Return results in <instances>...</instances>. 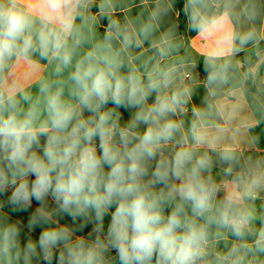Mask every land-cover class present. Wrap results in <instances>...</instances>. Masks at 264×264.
<instances>
[{
  "label": "clouds",
  "instance_id": "obj_1",
  "mask_svg": "<svg viewBox=\"0 0 264 264\" xmlns=\"http://www.w3.org/2000/svg\"><path fill=\"white\" fill-rule=\"evenodd\" d=\"M85 3L40 0L43 20L37 29L17 0L0 2V196L14 211H27L35 201L28 228L42 226L37 237L22 241L20 222L8 221L0 201V264H108L113 250L119 264H197L205 254L209 223L238 238L252 233V214L232 210V198L229 210L206 217L215 189L204 175L207 154L197 150L208 133L193 125L189 145L182 123L171 118L186 103V92L169 94L167 73H150L147 83L135 73L120 74L110 34L109 42L76 62L66 82L41 79L35 100L5 84L3 71L13 58L38 53L57 62L58 75L71 65L68 37L75 30L65 9ZM225 38H238L242 46L252 34ZM226 67L213 64L209 71L206 66L209 82L225 81ZM152 92L157 95L149 105ZM122 107L136 109L131 119L121 120ZM169 143L179 146L165 155ZM231 151L225 149L224 159ZM65 216L72 225L61 223ZM202 217L206 223H197ZM89 224L87 237L77 234ZM256 235L244 253H229L232 264H242L249 251L264 252V227Z\"/></svg>",
  "mask_w": 264,
  "mask_h": 264
},
{
  "label": "crops",
  "instance_id": "obj_2",
  "mask_svg": "<svg viewBox=\"0 0 264 264\" xmlns=\"http://www.w3.org/2000/svg\"><path fill=\"white\" fill-rule=\"evenodd\" d=\"M17 4L33 17L34 26L39 29L43 20L40 0H17ZM183 10L187 22L185 37L179 31L177 0H86L85 4L69 5L65 13L72 17L75 30L68 37L73 52L71 65L58 75L57 62L49 63L36 53L31 59L13 58L3 71V79L6 85H16L35 100L41 79L66 82L86 52L107 42L104 34H110L120 44L131 70L138 76L148 79L150 73L161 71L164 66L161 72L171 80L166 91L186 92V103L171 118L182 123L187 143H193L189 132L193 125L208 133L204 145L197 150L198 154H207L209 166L204 175L215 189L212 212L206 217L229 210L230 198L232 210L244 209L252 214L253 231L243 238L215 222L207 226L205 254L197 264H203L209 256L232 264L234 256L229 253L234 249L244 253V246L251 245L264 227V0H183ZM112 22L115 27H110ZM226 33L234 37L251 33L252 39L241 46L238 38L226 39ZM125 36L130 37L129 43L124 42ZM113 53L117 56L114 50ZM200 57L227 59V79L210 83L208 76L197 70L196 59ZM119 72L129 74L122 63ZM247 80L252 89L247 88ZM156 95L151 93L149 105ZM21 103L27 108V103ZM117 111L125 121L136 109L122 107ZM175 139L181 140L180 135ZM178 146L169 143L165 155ZM225 149L232 150L230 159H224ZM237 176L240 179H235ZM6 199L0 196V201H5L2 214L9 222H20L21 240L29 235L37 237L42 226L31 232L28 228L36 202L27 211H14ZM168 211L166 207L165 215ZM61 223L73 222L65 216ZM107 223L106 217L105 231ZM197 223L205 224L206 219L198 218ZM92 227L89 224L77 234L87 237ZM94 236L93 233L91 238ZM108 264H119L114 250L108 254ZM242 264H264V252H247Z\"/></svg>",
  "mask_w": 264,
  "mask_h": 264
},
{
  "label": "trees",
  "instance_id": "obj_3",
  "mask_svg": "<svg viewBox=\"0 0 264 264\" xmlns=\"http://www.w3.org/2000/svg\"><path fill=\"white\" fill-rule=\"evenodd\" d=\"M0 2L5 3L4 0H0ZM177 6H178V11H179V16H178L179 31H180L181 35H183L185 37L186 36L187 22H186V16H185V13L183 10V0H177ZM104 37L106 39V34H104ZM107 42H109V41H107ZM110 43H111L112 49L117 54L119 60L121 61V63L125 67L126 71L128 73H134L131 70V66H130L128 57L126 56V54L123 51L120 44L113 37H111ZM224 63L227 64V67L230 65V62H228L227 59L226 60H216V59H210V58H204V57H200V58L196 59V66H197L198 72L201 75H205V76H208V71H206V66H207L208 70L210 71L213 64L220 65V64H224ZM163 68H164V66H163ZM163 68H162V70H163ZM161 71H159V72H161ZM141 79L145 83H147L146 78L141 77ZM246 86H247V88L252 89L251 83L248 80L246 81ZM235 179H240V177L237 176V177H235ZM203 264H228V263L226 261L220 260L214 256H209V257H205L203 259Z\"/></svg>",
  "mask_w": 264,
  "mask_h": 264
}]
</instances>
